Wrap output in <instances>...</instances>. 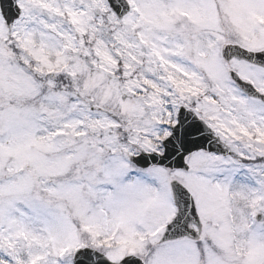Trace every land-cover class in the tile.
Masks as SVG:
<instances>
[{
  "label": "snow or ice",
  "instance_id": "1",
  "mask_svg": "<svg viewBox=\"0 0 264 264\" xmlns=\"http://www.w3.org/2000/svg\"><path fill=\"white\" fill-rule=\"evenodd\" d=\"M0 264H264V0H0Z\"/></svg>",
  "mask_w": 264,
  "mask_h": 264
}]
</instances>
